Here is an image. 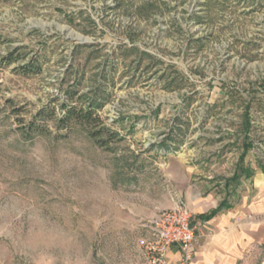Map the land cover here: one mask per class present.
Here are the masks:
<instances>
[{"label": "rangeland", "instance_id": "rangeland-1", "mask_svg": "<svg viewBox=\"0 0 264 264\" xmlns=\"http://www.w3.org/2000/svg\"><path fill=\"white\" fill-rule=\"evenodd\" d=\"M171 156L227 196L264 172V0H0V264H143Z\"/></svg>", "mask_w": 264, "mask_h": 264}, {"label": "crops", "instance_id": "crops-1", "mask_svg": "<svg viewBox=\"0 0 264 264\" xmlns=\"http://www.w3.org/2000/svg\"><path fill=\"white\" fill-rule=\"evenodd\" d=\"M160 168L163 189L152 177L153 195L145 200L148 207L132 205L129 211L136 227L142 228L143 222L181 200L195 227L194 254L188 264H260L264 252V172L244 182L237 194L227 196L209 181L199 179L184 158L171 156ZM146 233L142 228V236ZM181 257V252L172 248L166 264H180Z\"/></svg>", "mask_w": 264, "mask_h": 264}, {"label": "built area", "instance_id": "built-area-1", "mask_svg": "<svg viewBox=\"0 0 264 264\" xmlns=\"http://www.w3.org/2000/svg\"><path fill=\"white\" fill-rule=\"evenodd\" d=\"M141 226L147 232L137 240L143 264H166L167 253L172 248L181 252L180 264L192 260L195 227L190 210L181 200H176L171 208L159 211Z\"/></svg>", "mask_w": 264, "mask_h": 264}, {"label": "trees", "instance_id": "trees-1", "mask_svg": "<svg viewBox=\"0 0 264 264\" xmlns=\"http://www.w3.org/2000/svg\"><path fill=\"white\" fill-rule=\"evenodd\" d=\"M16 59H8L6 64L15 63ZM28 69L27 71H32L29 67H24ZM72 100V98H70ZM98 107V106H97ZM45 117H48L49 120L54 119V113H44L42 114ZM71 122L82 126H88L90 129L85 131L87 137L93 141L99 148H107L109 143H112L115 140V135L104 128L103 122L100 120V117L97 115L96 111L89 106L87 109L76 106H63V115L59 118L58 123L63 127H68ZM30 130L34 131L37 135H44L45 130L40 129L37 125H30ZM223 206L220 205V207Z\"/></svg>", "mask_w": 264, "mask_h": 264}]
</instances>
